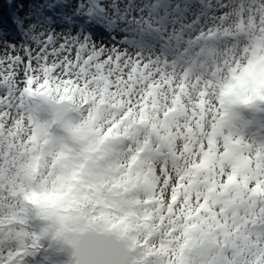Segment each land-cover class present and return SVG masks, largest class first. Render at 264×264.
<instances>
[{
	"label": "snow or ice",
	"instance_id": "snow-or-ice-1",
	"mask_svg": "<svg viewBox=\"0 0 264 264\" xmlns=\"http://www.w3.org/2000/svg\"><path fill=\"white\" fill-rule=\"evenodd\" d=\"M0 264H264V0H0Z\"/></svg>",
	"mask_w": 264,
	"mask_h": 264
}]
</instances>
